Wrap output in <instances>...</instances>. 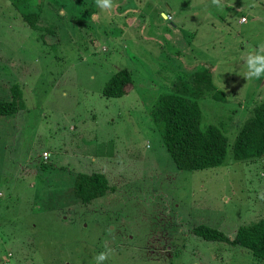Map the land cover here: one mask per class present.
<instances>
[{
    "label": "rangeland",
    "instance_id": "obj_1",
    "mask_svg": "<svg viewBox=\"0 0 264 264\" xmlns=\"http://www.w3.org/2000/svg\"><path fill=\"white\" fill-rule=\"evenodd\" d=\"M113 3L0 0V100L19 96L18 112L0 117V264H91L105 250L104 264H264L194 231L233 240L264 218V157L232 153L264 102V76L245 78L249 51L264 54V0ZM206 68L221 95L200 98L201 125L227 136L226 159L179 170L150 111ZM122 69L132 85L106 98ZM94 173L112 191L82 204L75 180Z\"/></svg>",
    "mask_w": 264,
    "mask_h": 264
},
{
    "label": "trees",
    "instance_id": "obj_2",
    "mask_svg": "<svg viewBox=\"0 0 264 264\" xmlns=\"http://www.w3.org/2000/svg\"><path fill=\"white\" fill-rule=\"evenodd\" d=\"M31 22L36 21L32 15ZM133 79L129 69L113 74L103 89L106 98H118L127 94ZM12 100H0V117L14 116L19 110L18 89ZM206 93L219 98L212 68L194 72L189 81L176 84L173 92L160 96L150 111L156 123H162L163 142L179 170L197 171L215 168L224 164L228 138L222 130L209 125L202 127V111L199 100ZM233 159L251 161L264 157V102L256 105L251 116L242 124L232 146ZM74 196L82 204L112 191L102 174H79L74 184ZM195 233L207 241L225 240L244 247L264 261V218L241 226L233 240L222 232L198 226Z\"/></svg>",
    "mask_w": 264,
    "mask_h": 264
},
{
    "label": "clouds",
    "instance_id": "obj_3",
    "mask_svg": "<svg viewBox=\"0 0 264 264\" xmlns=\"http://www.w3.org/2000/svg\"><path fill=\"white\" fill-rule=\"evenodd\" d=\"M95 4L102 11H110L115 6L113 0H95ZM213 4L222 7L218 4V0H213ZM161 15L163 16L165 13L162 12ZM261 76H264V54H260L259 49L255 54L249 51L245 59V78L251 80ZM109 255L110 250L99 252L92 258L91 264H104Z\"/></svg>",
    "mask_w": 264,
    "mask_h": 264
},
{
    "label": "crops",
    "instance_id": "obj_4",
    "mask_svg": "<svg viewBox=\"0 0 264 264\" xmlns=\"http://www.w3.org/2000/svg\"><path fill=\"white\" fill-rule=\"evenodd\" d=\"M246 21H247V19H246ZM239 22V24L241 25V26H244V25H246L247 24V22L245 23V22H241L240 20L238 21Z\"/></svg>",
    "mask_w": 264,
    "mask_h": 264
},
{
    "label": "built area",
    "instance_id": "obj_5",
    "mask_svg": "<svg viewBox=\"0 0 264 264\" xmlns=\"http://www.w3.org/2000/svg\"><path fill=\"white\" fill-rule=\"evenodd\" d=\"M241 22H246V19L245 18H242L241 19ZM45 157H47V154H44Z\"/></svg>",
    "mask_w": 264,
    "mask_h": 264
}]
</instances>
